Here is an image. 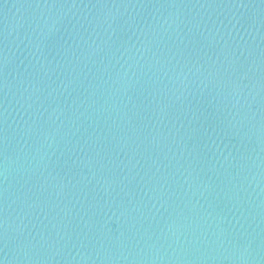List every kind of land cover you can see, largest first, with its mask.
<instances>
[{
  "label": "water",
  "instance_id": "water-1",
  "mask_svg": "<svg viewBox=\"0 0 264 264\" xmlns=\"http://www.w3.org/2000/svg\"><path fill=\"white\" fill-rule=\"evenodd\" d=\"M0 264H264V0H0Z\"/></svg>",
  "mask_w": 264,
  "mask_h": 264
}]
</instances>
